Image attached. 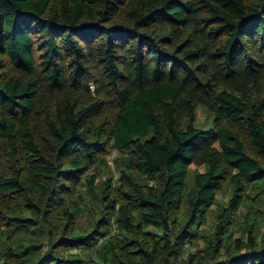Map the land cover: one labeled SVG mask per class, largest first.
Returning <instances> with one entry per match:
<instances>
[{
    "label": "trees",
    "instance_id": "1",
    "mask_svg": "<svg viewBox=\"0 0 264 264\" xmlns=\"http://www.w3.org/2000/svg\"><path fill=\"white\" fill-rule=\"evenodd\" d=\"M0 264H264V0H0Z\"/></svg>",
    "mask_w": 264,
    "mask_h": 264
},
{
    "label": "rangeland",
    "instance_id": "2",
    "mask_svg": "<svg viewBox=\"0 0 264 264\" xmlns=\"http://www.w3.org/2000/svg\"><path fill=\"white\" fill-rule=\"evenodd\" d=\"M198 118H199V121H200L201 125H204V126H208L209 125L208 124L209 123L208 120L210 119V116L205 111H203L202 109L199 111ZM114 158H115V154L109 158V161H110V164H111L112 167H113L112 161H113ZM104 179H105V177L104 178H100V181L104 180ZM81 253H83V252H81Z\"/></svg>",
    "mask_w": 264,
    "mask_h": 264
}]
</instances>
